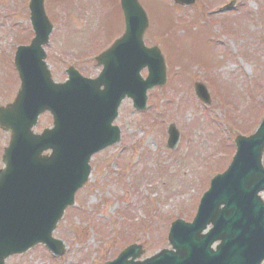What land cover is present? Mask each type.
Returning <instances> with one entry per match:
<instances>
[{
	"label": "rangeland",
	"instance_id": "374dc122",
	"mask_svg": "<svg viewBox=\"0 0 264 264\" xmlns=\"http://www.w3.org/2000/svg\"><path fill=\"white\" fill-rule=\"evenodd\" d=\"M139 1L150 19L145 41L163 51L166 63L170 57L175 78L168 74L164 87L148 93L143 112L131 100L122 103L115 120L120 143L93 157L89 182L54 232L67 245L64 258L38 246L6 264H103L130 243L141 244L146 256L169 248L171 222L193 219L208 176L229 165L233 139L252 133L264 115V0H236V8L227 12L221 7L231 0H196L191 6ZM28 2L0 0L2 105L13 100L20 85L16 48L33 37ZM45 8L54 25L46 48L53 78L64 81L70 65L85 76H97L94 56L123 32L120 0H45ZM168 11L174 16L171 26ZM165 26L171 32L160 35ZM97 44L106 46L99 50ZM205 72L213 78L206 81ZM197 81L209 88L210 106L196 97ZM51 123L44 114L36 130ZM171 124L182 136L174 151L167 148ZM8 140L0 131V154Z\"/></svg>",
	"mask_w": 264,
	"mask_h": 264
},
{
	"label": "water",
	"instance_id": "95a60500",
	"mask_svg": "<svg viewBox=\"0 0 264 264\" xmlns=\"http://www.w3.org/2000/svg\"><path fill=\"white\" fill-rule=\"evenodd\" d=\"M175 2L190 5L194 0ZM121 6L126 31L96 58L104 66L100 76L86 79L72 67L67 71L70 80L56 84L43 62L42 49L53 27L45 16L43 0H31L36 37L16 53L21 79L16 100L5 109L0 107V127L12 132L3 154L6 168L0 171V264L4 257L40 242L61 253L64 246L53 239L52 232L66 208L74 204L77 190L88 181L91 157L119 141V129L112 123L122 99L129 96L143 109L147 90L166 81L161 52L146 48L143 42L148 27L145 11L138 0H121ZM145 67L149 69L146 80L140 75ZM196 91L209 103L203 85L196 84ZM45 110L54 116L53 127L42 135L34 134L31 129ZM169 134L168 147L174 149L179 142L174 126ZM47 150L50 153L43 156ZM262 151L264 120L255 136L241 139L229 169L212 179L193 223L177 220L172 224L168 241L175 251L165 249L135 263L128 257L137 258L143 251L132 246L112 264H261L264 203L258 192L264 190ZM209 224L213 229L203 235ZM215 240L222 241L217 251L211 250Z\"/></svg>",
	"mask_w": 264,
	"mask_h": 264
},
{
	"label": "trees",
	"instance_id": "16d2710c",
	"mask_svg": "<svg viewBox=\"0 0 264 264\" xmlns=\"http://www.w3.org/2000/svg\"><path fill=\"white\" fill-rule=\"evenodd\" d=\"M164 15H167V13L164 14ZM169 15H170V16H169V18H167L166 23H171V24H170V26H171V25L174 23V22H173V18H172L173 15H172L170 12H169ZM161 19H162V16H161ZM168 28H169V27H167V29H168Z\"/></svg>",
	"mask_w": 264,
	"mask_h": 264
}]
</instances>
